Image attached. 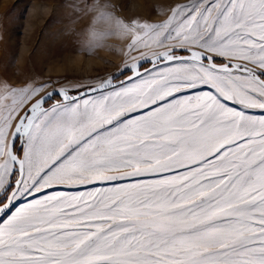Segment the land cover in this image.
<instances>
[{
    "label": "snow or ice",
    "instance_id": "1",
    "mask_svg": "<svg viewBox=\"0 0 264 264\" xmlns=\"http://www.w3.org/2000/svg\"><path fill=\"white\" fill-rule=\"evenodd\" d=\"M71 7L87 54L130 43L104 77L0 83V264H264V0Z\"/></svg>",
    "mask_w": 264,
    "mask_h": 264
},
{
    "label": "rangeland",
    "instance_id": "2",
    "mask_svg": "<svg viewBox=\"0 0 264 264\" xmlns=\"http://www.w3.org/2000/svg\"><path fill=\"white\" fill-rule=\"evenodd\" d=\"M82 2L0 0V83L23 88L27 83L59 81L56 85L59 88L115 73L130 38L111 36L102 42V47L87 54L77 42L87 39V35H73L86 33L93 23L91 14L82 16L73 11L71 5ZM101 2L117 5V15L126 21L135 18L159 24L166 20L169 8L188 4L191 0H142L140 6L138 0ZM73 19L75 23L71 22ZM97 27L104 30L103 24ZM84 60L90 61V65L84 64ZM17 145L18 141L15 148ZM18 154L22 156V148Z\"/></svg>",
    "mask_w": 264,
    "mask_h": 264
},
{
    "label": "water",
    "instance_id": "3",
    "mask_svg": "<svg viewBox=\"0 0 264 264\" xmlns=\"http://www.w3.org/2000/svg\"><path fill=\"white\" fill-rule=\"evenodd\" d=\"M149 67H151V64H149ZM127 77H125V79H126ZM53 102H55V101H53ZM22 145H23V141L22 140H20V141H18V145H17V147L15 148V152L18 154V151L22 148Z\"/></svg>",
    "mask_w": 264,
    "mask_h": 264
},
{
    "label": "bare ground",
    "instance_id": "4",
    "mask_svg": "<svg viewBox=\"0 0 264 264\" xmlns=\"http://www.w3.org/2000/svg\"><path fill=\"white\" fill-rule=\"evenodd\" d=\"M141 1H142V0H138L139 6H140V2H141ZM142 3H143V2H142ZM36 5H37V4H36ZM34 7L36 8L37 6H34ZM140 8H141V7H139V9H140ZM142 8H143V6H142ZM41 9H42V8H41ZM78 61H81V60H78ZM82 62H83L84 64H86L87 66L90 65V63H91V62L88 61V60H86V61L84 60V61H82Z\"/></svg>",
    "mask_w": 264,
    "mask_h": 264
},
{
    "label": "crops",
    "instance_id": "5",
    "mask_svg": "<svg viewBox=\"0 0 264 264\" xmlns=\"http://www.w3.org/2000/svg\"><path fill=\"white\" fill-rule=\"evenodd\" d=\"M57 190H64V189H53L51 191H57ZM78 190V189H77ZM27 201H24L23 203H26Z\"/></svg>",
    "mask_w": 264,
    "mask_h": 264
}]
</instances>
